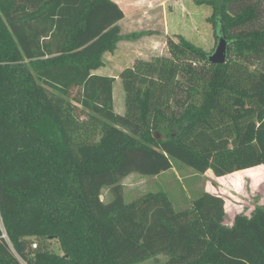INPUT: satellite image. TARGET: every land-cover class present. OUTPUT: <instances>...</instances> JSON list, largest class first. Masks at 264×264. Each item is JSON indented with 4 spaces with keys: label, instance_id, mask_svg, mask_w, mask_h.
<instances>
[{
    "label": "trees",
    "instance_id": "1",
    "mask_svg": "<svg viewBox=\"0 0 264 264\" xmlns=\"http://www.w3.org/2000/svg\"><path fill=\"white\" fill-rule=\"evenodd\" d=\"M199 2L226 62L169 38L119 73L120 114L116 77L95 71L140 34H122L115 1L0 0V264H264V204L227 225L207 190L182 210L164 191L123 195L175 161L216 176L264 164V0Z\"/></svg>",
    "mask_w": 264,
    "mask_h": 264
},
{
    "label": "rangeland",
    "instance_id": "2",
    "mask_svg": "<svg viewBox=\"0 0 264 264\" xmlns=\"http://www.w3.org/2000/svg\"><path fill=\"white\" fill-rule=\"evenodd\" d=\"M166 7L164 11L154 4L150 11L142 10L139 14L135 12V16L123 26L124 33L140 35L123 39L115 51L104 54V73L118 75L121 69L137 58L151 59L157 55H166L169 52V38L178 41V36H183L210 53L214 52L216 40L209 21L212 14L210 6L200 3L199 0H172L171 5ZM166 15L168 24L162 23ZM164 25L169 29L167 35L162 28ZM172 31H175L176 35L171 33ZM114 98L115 111L124 114L125 91L120 78L114 84ZM122 183L126 202H131L148 192L164 191L177 210L190 207L191 202L204 190L219 194L225 199L227 225H231L237 215L250 216L257 206L264 204V164L216 176L210 170L198 172L180 161H175L173 169L160 175L145 176L133 173ZM102 199L105 202L111 199L108 189L103 190ZM52 247L55 251H60L56 242ZM164 260L165 257L160 255L135 264H164Z\"/></svg>",
    "mask_w": 264,
    "mask_h": 264
},
{
    "label": "crops",
    "instance_id": "3",
    "mask_svg": "<svg viewBox=\"0 0 264 264\" xmlns=\"http://www.w3.org/2000/svg\"><path fill=\"white\" fill-rule=\"evenodd\" d=\"M113 1H115L123 9V11L125 13V17L119 22V24L122 28V34H127V33H124V27L123 26L128 21H130V19L133 18L136 13L139 14L142 10L143 11H146V10L150 11L151 6L152 5L154 6V4L161 7L165 11V9H167L166 6L168 4L171 5L172 0H113ZM146 5H148V6H146ZM173 7L175 9V6H173ZM126 9H128V11ZM130 11H131V15H129ZM164 16H165V14H164ZM166 19H168V16L166 18L164 17L162 23L168 24V21ZM162 28H163L164 33L167 35L169 33V29L166 28L165 25ZM195 30H197V29L195 28ZM171 33L176 35L175 31L174 32L172 31ZM133 63H134V61L130 62L127 66H130ZM105 68H106V62H105V66L96 70L95 73L100 74V75L115 76L116 77L115 83H116L117 80L120 78L119 73L121 72L122 69L121 70L119 69L120 71H119L118 75H113V74H109V73H104L102 70H105ZM114 106H115V98H114Z\"/></svg>",
    "mask_w": 264,
    "mask_h": 264
},
{
    "label": "water",
    "instance_id": "4",
    "mask_svg": "<svg viewBox=\"0 0 264 264\" xmlns=\"http://www.w3.org/2000/svg\"><path fill=\"white\" fill-rule=\"evenodd\" d=\"M227 42L221 38L213 53L210 54L209 59L215 64L225 63L227 60Z\"/></svg>",
    "mask_w": 264,
    "mask_h": 264
},
{
    "label": "built area",
    "instance_id": "5",
    "mask_svg": "<svg viewBox=\"0 0 264 264\" xmlns=\"http://www.w3.org/2000/svg\"><path fill=\"white\" fill-rule=\"evenodd\" d=\"M4 236H6V234H4ZM34 247H36V244H34Z\"/></svg>",
    "mask_w": 264,
    "mask_h": 264
}]
</instances>
